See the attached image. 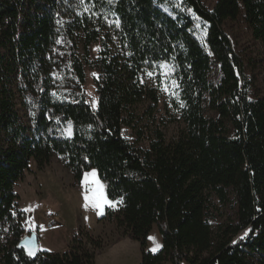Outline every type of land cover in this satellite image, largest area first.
I'll list each match as a JSON object with an SVG mask.
<instances>
[{"label": "trees", "instance_id": "1", "mask_svg": "<svg viewBox=\"0 0 264 264\" xmlns=\"http://www.w3.org/2000/svg\"><path fill=\"white\" fill-rule=\"evenodd\" d=\"M240 18L264 51V0H218L211 11L201 0H0V264H95L105 248L86 231L35 260L19 248L30 233L14 188L32 160L41 170L54 157L74 186L97 171L120 203L99 223L139 243L140 264H264V97L249 96L222 29ZM85 65L95 73V106ZM161 65L174 70L185 124L171 143L141 84ZM148 96L141 128L136 106ZM220 208L229 212L223 223ZM154 227L157 253L148 251Z\"/></svg>", "mask_w": 264, "mask_h": 264}, {"label": "rangeland", "instance_id": "2", "mask_svg": "<svg viewBox=\"0 0 264 264\" xmlns=\"http://www.w3.org/2000/svg\"><path fill=\"white\" fill-rule=\"evenodd\" d=\"M201 1L204 7L211 11L218 0ZM178 7L184 10L180 6ZM191 16L194 18L192 14ZM195 28L199 39L204 40L206 35L205 26L197 22ZM222 29L229 38L233 50L239 56L244 75L250 82L249 96L251 98L264 97V51L260 43L253 38L252 31L242 18L236 21H227ZM104 30L106 33L107 30ZM83 40L84 35L81 34L80 41ZM99 49V45L92 46L89 58L95 59ZM80 56H85L81 45ZM85 71L87 82L84 90L89 98L95 100V73L87 65H85ZM153 74L152 78H149L147 74L142 75L141 84L144 85L150 96L153 94L158 101L155 114L158 119L162 117L167 120V125L162 126L161 129L166 142L171 143L185 129V124L174 106V102L179 101V84L173 68L169 66L161 67ZM239 76H241L240 73ZM165 88L168 90L165 91ZM153 102L148 96L143 103L136 106V114L142 117L141 128H145L149 124L145 111ZM18 109L20 110V105H18ZM21 114L23 115L22 112ZM124 135L130 137L131 140H135L129 131H126ZM30 169L31 173L27 174L23 181L16 184L14 191L19 196V207L25 213V229L28 233L37 235L40 251L62 253L67 249V247L63 248L62 242L64 240L65 242L71 241L79 231H87L91 234L98 232L99 220L106 215V208L109 206L104 207L102 215H98V210L91 206L86 209L84 207V187L81 183L74 186L71 172L60 163L57 157L53 158L49 168L41 170L37 168L35 161L32 160ZM114 206L119 209L120 203L118 202ZM220 212L224 217L219 220V223H223L229 212L227 208H220ZM51 220H55L56 225L49 229L48 225ZM100 233L103 234L102 237L106 240H104L105 247L112 244L118 236H122L121 231L115 230V232H112L111 230L108 231L107 228ZM149 237L155 238V244ZM149 237L148 251L157 253L162 248V237L157 227L153 228ZM156 244L160 247L153 251L152 249L155 248ZM136 248V251L129 250L124 253L116 247L102 250L97 254L95 264H140L141 253L139 247Z\"/></svg>", "mask_w": 264, "mask_h": 264}, {"label": "snow or ice", "instance_id": "3", "mask_svg": "<svg viewBox=\"0 0 264 264\" xmlns=\"http://www.w3.org/2000/svg\"><path fill=\"white\" fill-rule=\"evenodd\" d=\"M109 3L112 2V0H108ZM85 10H88L87 7ZM117 26H119V21L116 22ZM161 67H167L166 65H161ZM166 74V73H165ZM149 78L153 77L152 72L147 73ZM175 83V82H173ZM165 91L168 89L165 88ZM93 106H95V102H93ZM71 129L68 130V136L71 137ZM82 186L84 187V200H85V205L84 207L87 209L89 206H91L94 209H97V214L102 215L103 214V209L107 205L109 207L114 206L116 203L113 200H110L108 198V194L106 192L105 185L101 182V180L98 177L97 171L95 169L85 172L83 175V179L81 181ZM122 202V201H121ZM248 235V232L244 233V236L241 237L243 239ZM149 239L153 240V243L155 244V238L154 237H149ZM160 246L156 244L155 248L152 249L155 251L158 249ZM29 255H34V252L29 249Z\"/></svg>", "mask_w": 264, "mask_h": 264}, {"label": "crops", "instance_id": "4", "mask_svg": "<svg viewBox=\"0 0 264 264\" xmlns=\"http://www.w3.org/2000/svg\"><path fill=\"white\" fill-rule=\"evenodd\" d=\"M103 228V230H102ZM108 229L111 230L112 232H115L116 228L114 225H111L110 223L108 222H102V223H99V228H98V232L96 234H91V232H89L91 235H94L95 237H99V236H103L102 233H100L101 231H105V229ZM87 232V231H86ZM100 233V234H99ZM99 234V235H98ZM105 240V238H104ZM106 241V240H105ZM70 242L71 241H66L65 240L62 242L63 243V248H66L70 245ZM61 243V244H62ZM117 248L120 252L124 253L125 251H136V247H139V251H140V245L139 243L127 238V237H120L118 236L116 239H114V242L112 244H109L107 247H105L103 250L105 249H111V248ZM141 253V252H140Z\"/></svg>", "mask_w": 264, "mask_h": 264}, {"label": "water", "instance_id": "5", "mask_svg": "<svg viewBox=\"0 0 264 264\" xmlns=\"http://www.w3.org/2000/svg\"><path fill=\"white\" fill-rule=\"evenodd\" d=\"M19 248L24 250L26 255L32 259L35 260L37 256L39 255V240L35 233H30L27 235L20 243ZM29 249H31L34 252V255H29Z\"/></svg>", "mask_w": 264, "mask_h": 264}, {"label": "built area", "instance_id": "6", "mask_svg": "<svg viewBox=\"0 0 264 264\" xmlns=\"http://www.w3.org/2000/svg\"><path fill=\"white\" fill-rule=\"evenodd\" d=\"M89 100H90V103L91 104H93V102H95V100L92 99V98H90ZM54 219H56V218L54 217ZM55 225H56V221L55 220H51L50 223H49V225H48V228L49 229H52Z\"/></svg>", "mask_w": 264, "mask_h": 264}]
</instances>
